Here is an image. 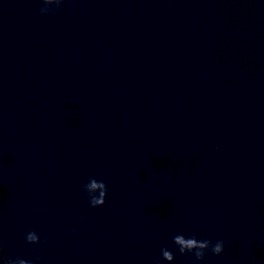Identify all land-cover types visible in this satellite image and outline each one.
<instances>
[{
  "label": "clouds",
  "instance_id": "1",
  "mask_svg": "<svg viewBox=\"0 0 264 264\" xmlns=\"http://www.w3.org/2000/svg\"><path fill=\"white\" fill-rule=\"evenodd\" d=\"M40 2L43 7L39 9V12L46 15L59 9L65 0H40ZM83 190L91 207H101L106 203L108 188L104 181L97 180L94 177L90 178L88 183L84 185ZM25 240L29 244H39L41 242L39 235L34 231L28 232ZM172 242L181 255L192 254L197 262L203 261L209 252L216 256L221 255L225 247L223 240L213 242L208 239H197L194 235L186 237L182 233L176 234ZM161 255L162 259L169 262V264L175 259L173 252L168 248H162ZM3 264H32V262L16 257L4 260Z\"/></svg>",
  "mask_w": 264,
  "mask_h": 264
}]
</instances>
